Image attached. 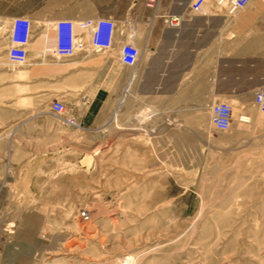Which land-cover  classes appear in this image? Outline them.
<instances>
[{
  "label": "rangeland",
  "instance_id": "1",
  "mask_svg": "<svg viewBox=\"0 0 264 264\" xmlns=\"http://www.w3.org/2000/svg\"><path fill=\"white\" fill-rule=\"evenodd\" d=\"M19 69L0 92V264H264V113L252 101V117L231 105L218 131L203 103L140 101L133 68L116 63L93 75L109 101L92 126L50 115V129L11 132L50 101L22 90ZM70 83L56 98L83 113L90 94L74 103Z\"/></svg>",
  "mask_w": 264,
  "mask_h": 264
},
{
  "label": "crops",
  "instance_id": "2",
  "mask_svg": "<svg viewBox=\"0 0 264 264\" xmlns=\"http://www.w3.org/2000/svg\"><path fill=\"white\" fill-rule=\"evenodd\" d=\"M190 1L159 0L154 14L144 6V0H0V76L4 80L0 92L13 88L14 67H21L17 71L24 74L22 90L37 87L41 105L63 98L59 86L69 88L72 79L70 100L84 106L87 102H82L81 96L90 94L91 101L80 121L85 127L92 126L109 101V91L104 88L107 78L97 80L93 75L119 62L116 55L105 60L101 51L88 55L79 51L72 57L56 58L51 23L58 19L77 22L111 18L117 26L113 50L127 39L125 30L134 33L133 42L141 49L133 68L134 95L140 101L203 103L207 107L228 101L239 110L238 117H252L246 104L253 102L254 92L264 87V0H250L233 15L216 7L214 0H205L202 11L193 14L188 9ZM16 16H27L32 22L27 60L21 65L10 63L6 55L7 27ZM167 16H179L181 21L170 27L163 20ZM20 72L17 76H22ZM95 85L101 89L90 88ZM9 100L6 95L3 101ZM20 114L22 121L13 124L11 132L26 125L54 126L47 111L22 110Z\"/></svg>",
  "mask_w": 264,
  "mask_h": 264
},
{
  "label": "built area",
  "instance_id": "3",
  "mask_svg": "<svg viewBox=\"0 0 264 264\" xmlns=\"http://www.w3.org/2000/svg\"><path fill=\"white\" fill-rule=\"evenodd\" d=\"M250 0H214L216 7L222 9L225 14L233 15L244 8ZM205 0H191L188 9L191 13H200ZM159 0H144V6L155 11ZM164 22L170 26H177L181 18L179 16L163 17ZM54 31V46L52 53L56 58L72 57L79 51L85 55L98 51L107 52L114 48L115 33L117 26L111 18L86 19L71 21L58 19L51 23ZM125 30V29H124ZM9 46L6 51L10 63L21 65L27 60V45L31 39L32 22L27 16H16L11 19L7 27ZM127 39L123 41L117 51L116 58L122 65L134 68L141 55V49L134 44V33L127 32ZM85 35H88L86 39ZM82 102L87 99L81 96ZM253 103L259 111L264 113V87H260L253 94ZM47 112L55 120L65 126L80 129L83 128L80 117L82 111L68 105L66 102L52 98L48 102ZM209 122L218 131H227L232 123V108L228 101H217L209 105ZM83 221L89 219L85 210L79 212Z\"/></svg>",
  "mask_w": 264,
  "mask_h": 264
},
{
  "label": "bare ground",
  "instance_id": "4",
  "mask_svg": "<svg viewBox=\"0 0 264 264\" xmlns=\"http://www.w3.org/2000/svg\"><path fill=\"white\" fill-rule=\"evenodd\" d=\"M126 258H127V259H130V256H128V257H126ZM127 259H126V260H127Z\"/></svg>",
  "mask_w": 264,
  "mask_h": 264
},
{
  "label": "water",
  "instance_id": "5",
  "mask_svg": "<svg viewBox=\"0 0 264 264\" xmlns=\"http://www.w3.org/2000/svg\"><path fill=\"white\" fill-rule=\"evenodd\" d=\"M123 32H124V31H123ZM123 32H122V33H123Z\"/></svg>",
  "mask_w": 264,
  "mask_h": 264
}]
</instances>
